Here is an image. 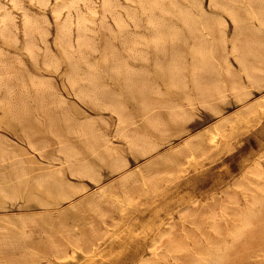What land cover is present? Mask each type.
I'll use <instances>...</instances> for the list:
<instances>
[{"label":"rangeland","instance_id":"rangeland-1","mask_svg":"<svg viewBox=\"0 0 264 264\" xmlns=\"http://www.w3.org/2000/svg\"><path fill=\"white\" fill-rule=\"evenodd\" d=\"M234 1L236 5L232 4ZM224 2L234 11L237 24L235 19L233 23L230 15L211 7L209 0H194L191 4L187 0H73L70 3L69 0H0V117L8 110L6 118L2 119L4 121L0 120V182L3 180L1 176L25 167L31 175L36 173L35 176L48 172L54 174V180L59 179L56 172L60 170L64 180L67 179L72 184L87 185L85 192L72 201L58 205L59 207L52 205L43 208L39 205L33 198L41 197L42 193L33 187L30 191L14 195L13 199H9L11 202L0 198V208L3 207L0 209V264H264V111H260L264 110V70L259 73L260 80L257 82L251 81L245 73L248 67L264 65V26L258 24L264 21V0ZM172 3H178L182 10L188 11L192 20L205 18L212 26L211 31H203L199 35L194 29L185 28L180 20L174 18ZM192 6L194 8L190 9ZM251 8H254L255 13ZM56 9H59V13ZM249 11L253 17L249 16ZM254 15L258 16L257 21ZM161 17V30L158 31V19ZM159 35L162 39L158 48ZM236 39L255 40L261 47L255 49L257 54L251 53L241 62L240 53H234L231 47ZM204 47L212 50L214 57L209 77L213 95L211 105L201 104L193 89L195 53ZM175 62H181L184 66L180 72L188 83L186 92L170 86L168 76ZM76 64L79 73L97 76L98 85L113 105L111 109L97 108L73 95L67 84L70 76L68 69ZM158 78H162V82ZM142 83L156 90L148 97L150 108L147 111L142 108L137 90V86ZM252 84L255 86L251 87ZM40 85L45 89L43 104L38 102L37 87ZM259 86L262 90H257ZM219 89H222L221 95L218 94ZM247 89L253 95L248 94L250 98L248 95L246 97ZM237 97L242 99L238 101H246L241 104L236 100ZM251 105L255 108L259 106L250 109ZM191 106L195 107L192 109ZM118 108L126 119V130L123 129L119 114L114 111ZM243 108H248L250 115H247L248 110L247 114L241 113L245 112ZM234 112L238 113V117ZM184 113L185 118L176 117ZM240 114L247 116L237 119L241 118ZM65 118L78 126L76 133H62L60 123ZM51 122L55 123L53 127L50 126ZM86 123L92 124L91 135L96 137L99 144H106L114 157L127 161L128 165L123 171L113 172L102 166L95 157H91L88 147L93 137L89 138L88 132L81 128ZM217 129L221 136L215 142L212 135L215 136ZM137 133L148 134L158 145L157 149L146 156L133 152L129 148L130 140ZM60 134L66 135L68 144L78 151L81 161L87 159V162H92L97 167L102 175L99 185L88 179L70 176L69 165L64 161L65 155L59 151L62 145L57 135ZM30 141H35V148L30 145ZM188 159L193 163L189 164ZM162 163L165 164L164 167ZM186 164L189 166L184 167ZM127 174L135 179L133 184L125 183ZM259 175L263 176L260 178ZM144 180L156 183H149L145 188L142 185ZM31 181L27 178L21 182L12 179L7 185L17 188ZM30 193L34 196L29 195ZM15 196L19 198L16 199ZM29 196L30 199L33 198L30 200ZM127 196L133 198L130 203L124 200ZM91 197L105 215L94 213L86 206ZM79 200L85 203L82 204ZM136 200L139 202L136 203ZM134 202L135 205L132 204ZM163 205H166V210L159 208ZM157 206L159 214L155 220L160 223L159 230L153 229L146 234L139 232V223L148 222ZM182 209L203 219V226L195 233V238L189 237L196 231L195 223H183L180 220ZM168 212H172L173 220ZM61 215H64L62 220ZM174 221L176 225L172 229ZM117 223H122L120 226L138 224L134 227L135 234H143L136 235L141 239L138 241L139 250L128 254L125 252L126 243H109L114 231L106 233L105 228L112 229ZM183 226L184 231L181 229ZM155 227H158V223ZM231 229H236V233ZM168 230V235L161 236ZM107 234L109 235L106 236ZM101 236L106 243L95 244L96 238ZM77 238H84L87 243L82 244V248H90V251L82 250L73 259L66 257L65 262L63 259L53 261L49 249L51 241L66 244L68 240ZM96 245V249H91ZM137 252H140L145 262L142 260L139 263ZM68 253H71L69 247ZM85 254L87 256L84 257ZM103 256L119 257L122 261L107 262L103 260ZM147 259L149 263H146Z\"/></svg>","mask_w":264,"mask_h":264},{"label":"bare ground","instance_id":"bare-ground-1","mask_svg":"<svg viewBox=\"0 0 264 264\" xmlns=\"http://www.w3.org/2000/svg\"><path fill=\"white\" fill-rule=\"evenodd\" d=\"M70 1H73V0H69V3H70ZM98 1V0H97ZM176 1V0H175ZM187 1H190V4H191V2H194V0H187ZM238 1V0H237ZM244 0H242V2H243ZM112 2V1H111ZM171 2V1H170ZM231 2V1H230ZM249 2V1H248ZM250 2H251V0H250ZM254 3L253 4H255V1H253ZM66 2H64V4H65ZM72 3V2H71ZM146 3V2H145ZM245 3V2H244ZM63 4V3H62ZM67 4V3H66ZM79 4V3H78ZM229 4H231V3H229ZM232 4H235V1H234V3L232 2ZM247 4V3H246ZM251 4V3H250ZM33 5V4H32ZM189 5V4H188ZM209 5L211 6V7H213V8H215V9H218V10H220V11H223V12H225L224 14H228V15H230L232 18H230V19H232V21H233V19H235V23L237 24V22H236V16L235 15H233L234 13V11L232 12L231 10V7H229L225 2H224V0H209ZM236 5V4H235ZM172 6L174 7V11H173V16H174V18H177L178 20H180L181 22H182V24L185 26V28H187V29H189V30H195L196 31V33H198L199 35L201 34V32H203V31H211V28H212V26H211V24L209 23V21H207L205 18H201V19H199V20H192V19H190V16H189V13H187V12H185L184 10H182V8L179 6V4L178 3H172ZM195 6V5H194ZM240 6H243V5H240ZM257 6V5H256ZM56 7H58V6H56ZM60 7H61V4H60ZM65 7V6H64ZM234 7V6H233ZM245 7H246V5H245ZM245 7H243L244 9H245ZM20 8V7H19ZM59 8V7H58ZM160 8V4H159V2H158V9ZM192 8H194L193 6L190 8V9H192ZM241 8V7H240ZM255 8H257V7H255ZM264 8V7H263ZM14 9H16V8H14ZM189 9V8H188ZM190 9H189V11H190ZM247 9V8H246ZM262 9V8H261ZM45 10H46V8H45ZM57 10V9H56ZM56 10H55V12H56ZM127 10V9H126ZM195 10V9H194ZM234 10V9H233ZM249 10V9H248ZM251 10H252V8H251ZM59 11V9L57 10V13H59L58 12ZM163 11V10H162ZM254 11V8H253V10H252V12ZM259 11H261L260 10V8H259ZM262 11H263V9H262ZM54 12V13H55ZM69 11H67L66 13L67 14H69L68 13ZM91 12V11H90ZM168 12V11H167ZM205 12V11H204ZM247 12V11H246ZM252 12H250L249 11V16H252V15H250V13H252ZM264 12V11H263ZM5 12L3 11V14H4ZM76 13V12H75ZM254 13H255V11H254ZM52 14H53V12H52ZM201 14V13H200ZM199 14V15H200ZM205 15H206V13H204ZM203 14V15H204ZM261 14H262V12H261ZM264 14V13H263ZM142 15V14H141ZM195 15V14H194ZM209 15V14H208ZM216 15V14H215ZM214 15V16H215ZM228 15H226V16H228ZM247 15V14H246ZM259 15V14H258ZM68 16V15H67ZM72 16H73V14H72ZM110 16V15H109ZM153 16V15H152ZM192 16V15H191ZM229 16V17H230ZM254 16H256V15H254ZM66 17V16H65ZM196 18H197V15L195 16ZM199 17V16H198ZM253 17V16H252ZM257 17L258 16H256V21H257ZM157 18V17H156ZM200 18V17H199ZM215 18H217V17H215ZM219 18H221V17H219ZM239 18V17H238ZM155 19V18H154ZM194 19V18H193ZM218 19V18H217ZM253 19V21H254V18H252ZM112 20V19H111ZM131 20V19H130ZM150 20V19H149ZM220 20H223V19H220ZM239 20V19H238ZM2 21V20H1ZM76 21H77V18H76ZM249 21H251V19L249 20ZM261 21V20H260ZM144 22H146V21H144ZM114 23V22H113ZM151 23V22H150ZM161 23H162V17L161 18H159L158 19V31H160L161 29L159 28V26H161ZM220 23H222L221 21H220ZM223 23H225V22H223ZM233 23H234V21H233ZM239 23V22H238ZM244 23H245V21H244ZM259 23H261V25H262V27L264 26V21H262V22H258V24ZM1 24V23H0ZM83 24V23H82ZM29 25V24H28ZM221 25V24H220ZM226 25V24H225ZM246 25V24H245ZM3 26H5V25H3ZM152 26H153V23H152ZM155 26V25H154ZM183 26V27H184ZM236 26H238V25H236ZM253 26V25H252ZM135 27V26H134ZM254 27H256V26H254ZM259 27H261L260 25H259ZM259 27H258V30H259ZM261 27V28H262ZM88 28V27H87ZM174 28V27H173ZM238 28H240L239 26H238ZM257 29V28H256ZM241 31H242V29H241ZM243 32V31H242ZM251 32V31H250ZM226 33V32H225ZM239 33H240V31H239ZM151 34H152V32H151ZM35 35V34H34ZM232 35V34H231ZM241 35V34H240ZM56 36V35H55ZM202 36V35H201ZM210 36V35H209ZM213 37V36H212ZM211 36H210V38L211 39H213ZM225 37H226V34H225ZM225 37H223V39L225 38ZM79 39V38H78ZM162 39V37H161V35H159L158 36V48L161 46V43H160V40ZM201 39V38H200ZM80 40V39H79ZM78 41V40H77ZM156 41V40H155ZM225 40H223V42H224ZM76 42V41H75ZM212 42V41H211ZM226 42V41H225ZM224 42V43H225ZM229 42H230V40H229ZM259 42H262V40L260 41L259 40ZM8 45H10L9 43H7ZM149 44H150V41H149ZM193 44V43H192ZM264 43H262V46H264L263 45ZM55 45V44H54ZM53 45V46H54ZM85 45V44H84ZM213 46V44H210V46ZM225 45H226V43H225ZM231 46V45H230ZM258 46H260L261 47V45H260V43H258V41H255V40H250V41H248L247 39H236V40H234L233 41V43H232V48H233V52L234 53H240V61L241 62H244L245 60H246V58L248 57V55L249 54H251L252 53V55H254V54H257V50H255V49H257V48H260V47H258ZM55 47V46H54ZM191 47H193V45H191ZM225 47V46H224ZM60 48V47H59ZM211 48V47H210ZM213 48V47H212ZM231 48V49H232ZM226 49V48H225ZM230 49V48H229ZM154 50V49H153ZM212 51V50H211ZM211 51H210V49H207V48H203V49H199V50H197L196 51V53H195V59H196V64L194 65V72H193V74H192V80L194 81V85H193V89L195 90V92L197 93V95L199 96V98H200V103L201 104H203V105H211V98H212V90H211V87H210V82H209V77H210V71H211V69H212V67H213V64H212V57H213V55H212V53H211ZM262 51V50H261ZM63 52V51H62ZM65 52V51H64ZM67 52V51H66ZM213 52V51H212ZM232 52V51H231ZM174 53V52H173ZM223 53V52H222ZM230 54V53H229ZM232 54V53H231ZM64 55H66V54H64ZM175 55H176V53H175ZM225 55V54H224ZM228 55V54H227ZM226 55V56H227ZM234 55V54H233ZM238 56V55H237ZM237 56H234L235 58H237ZM232 57V56H231ZM179 58V57H178ZM214 58V57H213ZM234 58V60L235 61H237L236 59ZM31 59V58H30ZM67 59V58H66ZM65 59V60H66ZM173 59H175V58H173ZM192 59V58H191ZM190 59V60H191ZM238 59V60H239ZM68 60V59H67ZM214 60H216V59H214ZM233 60V61H234ZM89 61V60H88ZM153 61V60H152ZM159 61V60H158ZM98 62V61H97ZM97 62H96V64H97ZM217 62V61H216ZM120 63V62H119ZM219 63V62H218ZM238 63V62H237ZM124 64V63H123ZM127 64V63H126ZM69 65V64H68ZM147 65V64H146ZM149 65V64H148ZM238 65V64H237ZM98 66V65H97ZM167 66H168V64H167ZM220 66V65H219ZM33 67H36V66H33ZM184 66H183V64L181 63V62H175V64L173 65V67H172V69H171V71H170V74H169V76H168V78H169V83H170V86L171 87H173V88H176V89H178V90H180V91H182V92H186V90H187V85L186 84H188V83H186V80H185V76L180 72V69L181 68H183ZM240 67V66H239ZM238 67V68H239ZM48 68V67H47ZM38 69V68H37ZM48 69H50V67L48 68ZM55 69V68H54ZM53 69V70H54ZM57 69V68H56ZM77 69H78V66H77V64L76 65H73V66H71V67H69V69H68V71H69V80L67 81V84H68V86H69V88H70V90L72 91V93H73V95L76 97V98H78L80 101H82V102H86V103H91L92 105H94L95 107H97V108H101V109H111V107L113 106V105H111V103L108 101V98L105 96V94H104V92L101 90V88H100V86L98 85V83H97V76L96 75H94V74H92V73H87V74H81V73H79L78 71H77ZM40 70V69H39ZM50 70H52V69H50ZM90 70V69H89ZM227 72H229L227 69H225ZM264 70V65L263 66H261V67H248V68H246L245 69V73H246V75L248 76V78L249 79H251V81H254V82H257L258 80H260V72L261 71H263ZM110 71V70H109ZM127 71V70H126ZM156 71H158V70H156ZM222 71V70H221ZM45 72V71H44ZM56 72V71H55ZM166 72H167V69H166ZM242 72V71H241ZM243 72H244V70H243ZM110 73V72H109ZM157 73V72H156ZM161 73V72H160ZM244 73V74H245ZM102 74H103V72H102ZM228 74V73H227ZM233 74V73H232ZM243 75V74H242ZM154 76H157V77H159L158 75H154ZM162 76V75H161ZM166 76H167V73H166ZM246 76V77H247ZM105 77L107 78V75H105ZM221 77V76H220ZM163 78V77H162ZM162 78H161V82H162ZM190 78H191V75H190ZM262 78V77H261ZM166 79H167V77H166ZM225 79V78H224ZM247 79V78H246ZM164 80H165V78H164ZM129 82H131V79H129L128 80ZM247 81V80H246ZM83 82H86V84H84ZM260 82H262V81H260ZM113 83V82H112ZM248 83V82H247ZM259 83V82H258ZM164 84V83H163ZM225 84V83H224ZM116 85V84H115ZM262 85V84H261ZM112 86V85H111ZM234 86V85H233ZM254 86H255V84H254ZM253 86V84H252V86L251 87H254ZM167 87V86H166ZM137 88H139V89H137L138 90V92H139V95H140V97H141V105H142V108L145 110V111H147L149 108H150V103L148 102V97H149V95H150V93L151 92H156V90H154V89H151V88H149V87H147V85L145 84V83H142V84H140V85H138L137 86ZM240 88H242V87H240ZM257 88V87H256ZM264 88V87H263ZM120 89V88H119ZM191 89V88H190ZM234 89V88H233ZM232 89V90H233ZM250 89V88H249ZM251 89H253V88H251ZM262 90L261 89V87L259 86V88H257V90ZM37 90H38V94H39V103L40 104H43V102H44V96H45V93H44V91H45V89H43L42 87H41V85L40 86H38L37 87ZM170 90H171V88H170ZM226 90V89H225ZM245 90H246V87H245ZM124 92H125V90H123ZM132 91V90H131ZM169 91V90H168ZM235 91V90H234ZM245 94H246V91H244V90H242ZM248 92H250L248 89H247V94H246V97H247V95L249 94H251V92L250 93H248ZM217 93V92H216ZM218 94L219 95H221L222 94V89H219V91H218ZM261 94V93H260ZM59 95V94H58ZM172 95V94H171ZM236 94H234V96H235ZM238 95V94H237ZM249 95H248V97H249ZM61 96V95H60ZM127 96V95H126ZM168 96V95H167ZM173 96V95H172ZM185 96V95H184ZM251 96H253L252 94H251ZM55 97V96H54ZM170 97V96H169ZM187 97H189V96H187ZM236 97V96H235ZM242 97H245V95L244 96H242ZM61 98V97H60ZM62 98H64V96H62ZM192 98V97H191ZM238 98V99H237ZM236 98V100L238 101L239 99H240V97H237ZM250 98V97H249ZM130 99V98H129ZM225 99V98H224ZM262 99H264V98H262ZM223 100V99H222ZM221 100V101H222ZM234 100H235V98H234ZM240 100H242V99H240ZM245 100V99H244ZM243 100V101H244ZM129 101H132V100H129ZM242 101V102H243ZM246 101V100H245ZM217 102H218V100H217ZM223 102V101H222ZM236 102V101H235ZM238 102H240L241 104H242V102L241 101H238ZM258 102H259V100H258ZM64 103V102H63ZM199 103V102H198ZM255 103H256V101H255ZM259 103H261V100H260V102ZM237 104V103H236ZM252 104V103H251ZM263 104H264V102H263ZM253 105V104H252ZM250 106V109L252 108V107H254V106ZM136 106V105H135ZM249 106V105H248ZM247 106V107H248ZM256 106V105H255ZM259 106V105H258ZM258 106H256V108L258 107ZM137 107V106H136ZM192 107V109H193V107H195V106H191ZM200 107V106H199ZM232 107V106H231ZM255 108V107H254ZM255 108V109H256ZM260 108H261V105H260ZM259 108V109H260ZM1 109V108H0ZM4 109V108H3ZM37 109V108H36ZM182 109V108H181ZM243 109H245V108H243ZM263 109H264V105H263ZM241 110V109H240ZM239 110V111H240ZM247 110H248V108H247ZM246 109H245V112H241V113H246V111H247ZM253 110V109H252ZM2 111V110H1ZM7 111L8 110H6V113H4L5 115L3 116V117H5L6 118V114H8L7 113ZM37 111V110H36ZM79 111V110H78ZM82 111H83V109H82ZM115 112H117L118 114H119V116H120V120H121V123L123 124V129L124 130H126V128H127V125L125 126V122H126V119H125V117L123 116V114L121 113L122 111L121 110H119V108L118 109H116V110H114ZM192 111H194V110H192ZM235 111V110H234ZM242 111V110H241ZM244 111V110H243ZM251 111V110H250ZM260 111H262L261 113H263V111L264 110H260ZM2 112H5V110L4 111H2ZM106 112V111H105ZM218 112H219V110H218ZM253 112L255 113L256 112V110L254 111L253 110ZM257 112H259L258 110H257ZM213 113V112H212ZM240 113V112H239ZM252 113V112H251ZM220 114V113H219ZM234 114H238V113H236V112H234ZM247 114V113H246ZM246 114H243V115H241L240 114V117L241 116H247V115H250L249 114V110H248V114L246 115ZM256 114H258V113H256ZM11 116H12V114H10ZM116 115V114H115ZM217 116H218V114H216ZM220 115H222V113L220 114ZM252 115V114H251ZM254 115V114H253ZM252 115V116H253ZM230 116H232V115H230ZM229 116V117H230ZM264 116V115H263ZM3 117H0V120H2L3 119ZM8 118H9V115L7 116ZM177 118H179V119H183V118H185V113H184V115H182V114H178L177 116H176ZM237 117H238V115H237ZM249 117V116H248ZM4 118V119H5ZM7 118V119H8ZM98 118V117H97ZM223 118V117H222ZM236 118V117H235ZM247 118V117H246ZM16 119V118H15ZM86 119H88V118H86ZM117 119H118V117H117ZM142 119V118H141ZM227 119V118H226ZM237 119H242V117L241 118H237ZM237 119H235L236 121H237ZM72 120V119H71ZM89 120V119H88ZM143 120V119H142ZM244 120V119H243ZM247 120H249V118H247ZM254 120V119H253ZM261 120V119H260ZM4 120H2V122H3ZM16 121V120H15ZM36 121V120H35ZM220 121H222V120H220ZM239 121V120H238ZM245 121V120H244ZM8 122V121H7ZM11 122V121H10ZM13 122V121H12ZM222 122H224V121H222ZM225 122H227L226 120H225ZM16 123V122H15ZM18 123V122H17ZM45 123V122H44ZM118 123V122H117ZM233 123H235V122H233ZM237 123H239V122H237ZM14 124V123H13ZM145 124H147L146 123V121H145ZM217 124H219L218 122H217ZM216 124V125H217ZM223 124V123H222ZM227 124V123H226ZM229 124V123H228ZM240 124V123H239ZM245 124V123H244ZM251 124V123H250ZM3 125V124H2ZM12 125V124H11ZM55 125V123H53V122H51L50 123V126L51 127H53ZM108 125V124H107ZM230 125V124H229ZM242 125V124H241ZM252 125V124H251ZM15 126V125H14ZM13 126V127H14ZM118 126V125H117ZM218 126V125H217ZM216 126V127H217ZM222 126V125H221ZM221 126H220V128H221ZM234 126V125H233ZM247 126V125H246ZM211 127V126H210ZM226 127V126H225ZM225 127H223V128H225ZM236 127V126H235ZM60 128H61V131H62V133H64V134H67V133H76L78 130H79V128H78V126H76V125H74V124H72V123H70L66 118L65 119H62L61 120V123H60ZM81 128L83 129V130H86L87 132H88V136H89V138H92V140H91V142L89 143V153L91 154V157L93 156V157H95L98 161H99V163L102 165V166H104V167H106V168H108L109 170H113V172H115V171H123L126 167H127V165H128V163H127V161H125V160H123V159H120V158H116V156L114 157L113 156V153H112V151H111V149L106 145V144H104V145H101V144H99V142L96 140V137H94V136H92L91 135V133H92V124L91 123H86V124H84V125H82L81 126ZM227 128V127H226ZM225 128V129H226ZM248 128V127H247ZM159 129V128H158ZM219 129V128H218ZM217 129V130H218ZM230 129H231V126H230ZM240 129V128H239ZM213 130V129H212ZM243 130H245V129H243ZM205 131V130H204ZM216 131V130H215ZM221 131H224V129H221ZM226 131V130H225ZM224 131V132H225ZM233 131V130H232ZM232 131H231V133H232ZM237 131V130H236ZM240 131V130H239ZM246 131V130H245ZM186 132V131H185ZM243 132V131H242ZM45 133V132H44ZM201 133H202V131H201ZM205 133H208V132H205ZM211 133H213V132H211ZM228 133V132H227ZM121 134H122V132H121ZM120 134V135H121ZM185 134V133H184ZM222 134H223V132H222ZM120 135H119V137H120ZM237 135V134H236ZM199 136V135H198ZM211 136V135H210ZM212 136H213V138H212ZM211 136V138H212V140L214 141V140H218V138L221 136V133L219 132V130H218V132L215 134V136L214 135H212ZM224 136V135H223ZM229 136V135H228ZM57 137H58V139H59V141H60V143H61V147H60V152L62 153V154H64L65 155V160L64 161H66L67 163H68V168H69V173H70V176L72 175V176H74L75 178H79V179H88L89 181H91L92 183H95V184H98V183H100L101 182V180H102V175L100 174V172H99V170L97 169V167L92 163V162H87L86 160H84V161H81V159L80 158H78V155H79V153H78V151L77 150H75L74 148H73V146L71 145V144H68V142H67V139H66V135H62V134H60V135H57ZM196 137H197V135H196ZM225 137V136H224ZM230 137V136H229ZM231 137H233L232 135H231ZM192 138H194V136L192 137ZM191 138V139H192ZM226 138V137H225ZM228 138V137H227ZM79 139V138H78ZM127 139H130V138H127ZM190 139V140H191ZM221 139V138H220ZM230 139V138H229ZM189 140V139H188ZM187 140V141H188ZM202 140V139H201ZM211 139H210V141H212ZM217 140L215 141V142H217ZM222 140H224L223 139V137H222ZM228 140V139H227ZM185 141V140H184ZM186 141V142H187ZM208 141V140H207ZM206 141V142H207ZM210 141H209V143H210ZM59 143V144H60ZM110 143V142H109ZM184 143V142H183ZM188 143V142H187ZM203 143H205V142H203ZM225 143H227L226 141H225ZM229 143H231V142H229ZM128 144V143H127ZM167 144V143H166ZM169 144V143H168ZM185 144V143H184ZM189 144V143H188ZM187 144V145H188ZM208 144V143H207ZM212 144V143H211ZM213 144H214V142H213ZM30 145L32 146V147H34L35 148V141H30ZM191 145V144H190ZM210 145V144H209ZM218 145V144H217ZM60 146V145H59ZM200 146V145H199ZM219 146V145H218ZM85 147V146H84ZM157 147H158V145L151 139V137L148 135V134H141V133H137V134H134V135H132V137H131V140H130V147L129 148H131V150L133 151V152H135V153H137V154H139V155H141V156H146V155H149V154H151L152 152H154L156 149H157ZM192 147V146H191ZM195 147V146H194ZM197 147H198V145H197ZM128 148V149H129ZM180 148H181V146H180ZM184 148V147H183ZM227 148H228V146H227ZM179 149V148H178ZM189 149V148H188ZM193 149V148H192ZM199 149H201V146L199 147ZM217 149H218V147H217ZM191 150V149H190ZM225 150V149H224ZM176 151V150H175ZM197 152H198V149L196 150ZM204 151V150H203ZM203 151H201V152H203ZM168 152V151H167ZM169 152H171V151H169ZM188 152V151H187ZM193 152V151H192ZM194 152H195V149H194ZM220 152V151H219ZM131 153V152H130ZM196 153V152H195ZM4 154V153H3ZM173 154H175V152H173ZM130 155H132V154H130ZM172 155V154H171ZM180 155V154H179ZM185 155V154H184ZM194 155V154H193ZM63 156V155H62ZM173 156V155H172ZM175 156H177V155H175ZM195 156V155H194ZM194 156H193V158H194ZM160 157H161V155H160ZM165 157V156H164ZM168 157V156H167ZM181 157H183V156H181ZM187 157V156H186ZM114 158V159H113ZM156 158V157H155ZM175 158H177L178 159V157H175ZM188 158V157H187ZM191 158V157H190ZM192 158V159H193ZM196 158V157H195ZM205 158V157H204ZM184 159V158H183ZM261 159V158H260ZM152 160H153V158H152ZM151 160V161H152ZM156 161H157V159H155ZM159 160V159H158ZM167 160V159H166ZM185 160H187L186 158H185ZM189 160L190 159H188V163L190 164V163H193V162H189ZM195 160V162H196V159H194ZM198 160V159H197ZM202 160V159H201ZM150 161V160H149ZM193 161V160H192ZM154 162V161H153ZM152 162V163H153ZM163 162V161H162ZM165 162V161H164ZM163 162V163H164ZM172 162H174V161H172ZM176 163L175 164H178L177 163V161H175ZM162 163V165H163V167H164V165L165 164H163ZM14 164V163H13ZM13 164L11 165V166H13ZM145 164V163H144ZM144 164H142L143 166H144ZM148 164V163H147ZM150 164V163H149ZM156 164V163H155ZM159 164V163H158ZM167 164H168V162H167ZM167 164H166V166H167ZM189 164H188V166H189ZM197 164V163H196ZM260 164V163H259ZM67 165V164H66ZM152 165V164H151ZM154 165V164H153ZM172 165V164H171ZM170 165V166H171ZM181 165V164H180ZM32 166H34V165H32ZM62 166V165H61ZM147 166H149V165H147ZM155 166H157V165H155ZM175 166H177V165H175ZM179 166V165H178ZM188 167L187 166V164L186 165H184V167ZM195 166V165H194ZM191 167H192V165H191ZM60 168V167H59ZM143 168V167H142ZM147 168V167H146ZM179 168H180V166H179ZM179 168H177V169H179ZM194 168V167H193ZM10 169V168H9ZM13 169V168H12ZM140 169V168H139ZM141 170V169H140ZM149 170H150V168H149ZM180 171V170H179ZM181 171H182V169H181ZM4 172H6V171H4ZM41 172V171H40ZM132 172V171H131ZM148 172V171H147ZM56 173H58L59 174V179L58 180H54V179H52V176L54 175V174H50L49 172L48 173H45V174H41V175H37V176H35L36 175V173H35V175H31V173L25 168V167H21L20 169H16V170H14L13 172H11V173H9V174H5L4 176H1V179H3L2 180V182H0V198H4V199H6V200H9V199H13L14 198V195H16V194H18V193H21V192H25V191H30V189L33 187V188H37V190H40V192L42 193V196L41 197H38V196H34V194L32 195L31 193L29 194V195H31V196H34L35 198H33V199H35L37 202H38V204L39 205H42L43 206V208H44V206H48V207H52V205H56V206H60V204H62V203H64L65 201L67 202V201H72L76 196H78V195H80L81 193H83V192H85L86 191V189H87V185L86 184H83V183H81V184H72L71 183V181H68L67 179H65L64 180V177H63V175H62V171H60V170H58V172H56ZM110 173H111V171H110ZM141 173V172H140ZM143 173V172H142ZM166 173V172H165ZM164 173V174H165ZM112 174V173H111ZM114 174V173H113ZM144 174V173H143ZM169 174V173H168ZM155 175V174H154ZM144 176V175H143ZM260 176V175H259ZM258 176V177H259ZM263 176V175H262ZM262 176H260V178L262 177ZM122 177V176H121ZM123 177H125V175L123 176ZM25 178H27V179H31L32 181L31 182H29V183H25L24 184V186L23 187H21V186H18L17 188H10V186H8L7 184L10 182V181H12V179H15V181L16 180H18V182H21V181H23V179H25ZM110 178V177H109ZM108 178V179H109ZM78 179V180H79ZM119 179V178H118ZM125 179V183L127 184V185H129V184H133L134 182H135V179L134 178H132L131 176H128V174L126 175V177L124 178ZM123 179V180H124ZM144 179V178H143ZM151 179V178H150ZM54 180V181H53ZM120 181H121V178L119 179ZM118 180V181H119ZM122 180V181H123ZM263 180V179H262ZM114 181H117V180H114ZM114 181H113V184H114ZM26 182V181H25ZM155 184L156 183V181H151L150 182V180L149 181H145L144 180V182L142 183V185L143 186H145V185H148V184ZM10 184V183H9ZM16 184H18V183H16ZM20 184H22V183H20ZM113 184H110L109 183V185H113ZM169 183H167V185H168ZM251 184V183H250ZM99 185V184H98ZM122 185V184H121ZM120 185V186H121ZM252 185V184H251ZM235 186V185H234ZM96 187V186H95ZM147 186H145V188H146ZM238 187V186H237ZM21 188V190H19ZM102 188V187H101ZM100 188V189H101ZM106 188V187H105ZM121 188H123V187H121ZM144 188V187H143ZM99 189V190H100ZM114 189H116V188H114ZM119 189H117V191H118ZM148 190V189H147ZM34 191H36V189H34ZM105 192H106V190H104ZM112 191H114L113 189H112ZM145 191V190H144ZM154 191V190H153ZM38 193H39V191H37ZM101 192V191H100ZM99 191H98V193H100ZM108 192L110 193L111 191H109V188H108ZM108 192H106V193H108ZM146 192V191H145ZM250 192V191H249ZM104 193V192H103ZM147 193V192H146ZM156 193V192H155ZM247 193V192H246ZM253 193H255V192H253ZM40 194V193H39ZM101 194H102V192H101ZM147 194H149V193H147ZM256 194V193H255ZM20 195V194H19ZM41 195V194H40ZM125 195V194H124ZM150 195V194H149ZM153 195H155V194H153ZM246 195V194H245ZM18 196V195H17ZM17 196H15L16 197V199L17 198H19V197H17ZM24 196V195H23ZM91 196V195H90ZM103 196V195H102ZM110 196V195H109ZM123 196V195H122ZM142 196V195H141ZM146 196V195H145ZM248 196V195H247ZM257 196V195H256ZM21 197V196H20ZM104 197V196H103ZM118 197H120V195H118ZM26 198V197H25ZM31 198V199H32ZM85 198V197H84ZM92 198V197H91ZM100 198V197H99ZM111 198V197H110ZM113 198V197H112ZM116 198V197H115ZM138 198V197H137ZM136 198V199H137ZM151 198V197H150ZM155 198H157V197H155ZM257 198V197H256ZM28 199H30V196H29V198ZM28 199L26 200L27 202H28ZM30 199V200H31ZM81 199H83V198H81ZM114 199V198H113ZM118 199V198H117ZM132 196H127V197H125L124 198V200L125 201H127V203H130L131 201H132ZM139 199V198H138ZM228 199H230V198H228ZM247 199V198H246ZM1 200V199H0ZM21 200V199H20ZM84 200V199H83ZM87 200H89L88 198H87ZM119 200V199H118ZM117 200V201H118ZM121 200V199H120ZM135 200V199H134ZM139 200H141V199H139ZM255 200V199H254ZM10 201V200H9ZM25 201V202H26ZM80 201V200H79ZM113 201V200H112ZM211 201V200H210ZM2 202V201H1ZM11 202V201H10ZM16 202H18V200H16ZM32 202V201H31ZM81 202V201H80ZM84 203H85V201H83ZM113 202H115V201H113ZM123 202V201H122ZM137 202H139V201H137L136 200V203ZM207 202V201H206ZM15 203V202H14ZM78 203V202H77ZM82 203V202H81ZM84 203H82V204H84ZM116 203V202H115ZM124 203V202H123ZM248 203H249V201H248ZM4 204V203H3ZM16 204V203H15ZM24 204V203H23ZM27 204V203H26ZM81 204V205H82ZM133 205H135V202L134 203H132ZM195 204V203H194ZM28 205H29V203H28ZM50 205V206H49ZM5 206H6V204H5ZM19 206V205H18ZM25 206V205H24ZM23 206V207H24ZM41 206V207H42ZM58 206V207H59ZM72 207H74L75 208V206H73V205H71ZM86 206L91 210V211H93L94 213H99L100 215H105L104 213H102L101 211H100V207H99V205H98V203L96 202V200L94 199V198H92L91 200H89L87 203H86ZM125 206V205H124ZM137 206V205H136ZM139 206V205H138ZM21 207V205L19 206V208ZM129 207H132V206H129ZM134 207V206H133ZM35 208H36V206H35ZM42 208V209H43ZM47 208V207H46ZM122 208H124V207H122ZM126 208V207H125ZM161 210H166V205H163V206H161V207H159ZM159 208H158V206L156 207V209L153 211V213H152V215H151V217H150V219H149V221L148 222H141V223H139L140 224V227H139V232L141 231L142 233H144V234H146V233H148V232H151L153 229L155 230V229H157V230H159V228H160V223H159V221L157 222V220H155V217L156 216H158V210H159ZM250 208V207H249ZM252 208V207H251ZM0 209H3V207L2 208H0ZM126 209H128V208H126ZM186 209V208H185ZM247 209H248V207H247ZM6 210V209H5ZM65 210V209H64ZM72 210H75V209H72ZM121 210H123V209H121ZM121 210L120 211H118V212H121ZM133 210V209H132ZM63 211V210H62ZM168 211V210H167ZM166 211V212H167ZM221 211V210H220ZM61 212V210L59 211V213ZM124 212H126V211H124ZM124 212H123V214H124ZM163 212V211H162ZM243 212V211H242ZM133 213V212H132ZM39 214H41V213H39ZM38 214V215H39ZM61 214V213H60ZM86 214H88V213H86ZM168 214H169V217H170V219L171 220H173L174 218H173V215H172V212H168ZM244 214V213H243ZM31 215V214H30ZM132 215V214H131ZM33 216V215H32ZM44 216V215H43ZM43 216H40V217H43ZM20 217V216H19ZM18 217V218H19ZM29 217V216H28ZM33 217H35L36 218V216H33ZM39 217V216H38ZM104 217V216H103ZM126 217V216H125ZM180 220L182 219L183 220V223H188V222H192V224H194L195 223V228H196V231L194 232V235H189V237H196V234L195 233H197V231L198 230H200V228H202V226H203V219H201V218H199L197 215H191V214H189V213H187V211L186 210H181V212H180ZM64 218V215H61V217H60V219L62 220ZM55 219V218H54ZM22 220V219H21ZM42 220V219H41ZM56 220V219H55ZM59 220V219H58ZM181 220V221H182ZM30 221V220H29ZM49 221H51V220H49ZM54 221V220H53ZM170 221V220H169ZM168 221V222H169ZM187 221V222H186ZM209 221H211V219L209 220ZM120 222H123V221H120ZM10 223V222H9ZM23 223V222H22ZM62 223H63V221H62ZM156 223H158V227H155L156 226ZM173 223H175V224H172V226H171V228L173 229V228H175V225H176V222L174 221ZM7 225H8V222L6 223ZM103 224H105V223H103ZM122 223H117L116 225H114L115 227L114 228H112V229H109V228H105V231H106V233H108V232H111V231H114V233L112 234L113 236L111 237V240H110V244H117V245H120V244H123V243H126V249L127 250H125V252H128V254L129 253H133V252H135V251H137V250H139L138 249V241H140L141 239L138 237V236H141V235H143V234H141V235H138L139 233L137 232V234H135L136 233V231H134L135 230V226L136 225H138V224H136V223H131V224H126L125 226H120ZM168 224V223H167ZM166 224V225H167ZM213 224H215V223H213ZM227 224V223H226ZM10 225V224H9ZM46 225V224H45ZM106 225V224H105ZM165 225V226H166ZM10 226H12V225H10ZM108 226V225H107ZM248 226V225H247ZM15 227V226H14ZM50 227V226H49ZM48 227V228H49ZM109 227V226H108ZM22 228H23V226H22ZM111 228V227H110ZM235 228V227H234ZM16 229H17V227H16ZM183 231L185 230V226H183L182 228H181ZM237 229V228H236ZM235 229V230H236ZM18 230V229H17ZM231 230H234V229H231ZM234 230V231H235ZM51 231V230H50ZM169 231L170 230H168V232H166V233H162L161 234V236H163V237H165L166 235H168L169 234ZM233 231V232H234ZM219 232V231H218ZM231 232V231H230ZM232 233V232H231ZM235 233H236V231H235ZM234 233V234H235ZM233 234V233H232ZM109 234H107L106 236H108ZM136 235H138V236H136ZM0 236H2V235H0ZM186 236H188V234L186 235ZM23 237H25V235L23 236ZM51 237V236H50ZM163 237H161V239L163 238ZM234 238H236V237H234ZM25 239H26V237H25ZM25 239H24V241H25ZM97 239V241H96V243L95 244H98V245H101V244H103V243H106V242H103V241H105V239L103 238V236H101V237H97L96 238ZM23 240V239H22ZM155 240V239H154ZM1 241V240H0ZM233 241V240H232ZM234 242H235V240H234ZM25 243V242H24ZM87 243V241L85 242V239L84 238H77V239H70V240H68V242L66 243V244H58V243H56V242H53V241H51L50 242V245H49V249H50V256L51 257H53V261H55V260H57V261H60V260H62L63 259V262H65L64 261V259L66 258V259H68V258H71V259H73V258H75L79 253H80V251H82V250H86V252H88V251H90L89 249L90 248H86V249H83L82 248V244H86ZM6 244V243H5ZM12 244V243H11ZM94 244V243H93ZM229 244H231V243H229ZM2 245V244H1ZM7 245V244H6ZM8 247V246H7ZM71 248V253H68L67 254V248ZM96 247H97V245L95 246V247H93V248H91V249H96ZM2 248V247H1ZM229 248H230V246H229ZM232 248V247H231ZM124 249V248H123ZM122 249V250H123ZM152 250H153V247H152ZM1 251H3V250H1ZM93 251H95V250H93ZM97 251V250H96ZM124 251V250H123ZM124 252V253H125ZM153 253H154V251H152ZM151 252V253H152ZM211 252V251H210ZM82 253V252H81ZM152 253V255H155V254H153ZM84 254V253H83ZM136 254H138V258H137V260L139 261V263H142V262H145V260H143V258H142V256H140L141 254H140V252H137ZM85 256H87V254H85L84 255V257ZM83 257V256H82ZM103 258V260H105V261H109V262H112V261H122V258H119V257H116V258H114V257H106V256H103L102 257ZM156 258H158V257H156ZM202 258V257H201ZM207 258V256L205 257V259ZM55 259V260H54ZM71 259L69 260V261H71ZM49 260V259H48ZM143 260V261H142ZM202 260V259H201ZM204 260V259H203ZM207 260V259H206ZM75 261V260H74ZM73 261V262H74ZM142 261V262H141ZM62 262V261H61ZM149 263V261H148V259H147V261H146V263ZM154 262H156V261H154ZM49 263V262H48ZM57 263V262H56ZM75 263H76V261H75ZM207 263V262H206ZM68 264V263H67ZM79 264V263H78ZM128 264V263H127ZM157 264V263H156Z\"/></svg>","mask_w":264,"mask_h":264}]
</instances>
